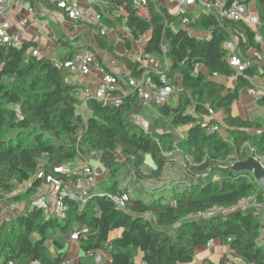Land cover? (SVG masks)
Here are the masks:
<instances>
[{
    "label": "trees",
    "instance_id": "trees-1",
    "mask_svg": "<svg viewBox=\"0 0 264 264\" xmlns=\"http://www.w3.org/2000/svg\"><path fill=\"white\" fill-rule=\"evenodd\" d=\"M94 1L93 9L104 26L122 27L134 41L149 33L143 55L167 62L163 74L175 88L176 101L152 106L158 114L152 118L133 95L114 104L91 99L83 121L76 114L74 97L79 85L65 83L71 78L66 69L55 68L41 56L24 61L36 46L33 42L20 48L0 44V202H16L23 209L7 219L0 209V264H59L66 259L62 251L72 233L82 253L105 249L110 264H133L138 253L144 264H191L194 250L214 241L227 244L245 264H264V222L256 208L195 218L213 208L229 209L249 196L264 205V193L252 175L231 169L248 157L264 158V125L231 115L240 92L252 88L254 77L264 78L257 63L264 47V0H243L247 8L257 10L262 44L255 43L252 27L219 21L204 11L188 12L190 23L184 26L182 16L156 3L135 7L133 0ZM190 28L209 33V38H196L189 34ZM232 37L237 41L236 55L249 64L241 74L229 65L224 49ZM93 39L98 49L114 55L113 42L106 36L97 33ZM123 40L126 51H131L130 40ZM59 42L68 49L61 62L80 49L63 39ZM116 58L128 77L137 79L146 71L153 85H163L159 75L142 68L139 61ZM230 77L235 85L226 88L219 79ZM258 104L264 105V96ZM216 114L223 116L220 121ZM134 115L150 119L147 131L135 124ZM213 125L218 131H209ZM179 128L185 130L183 138L177 137ZM162 150L178 151L187 187L149 201L129 198L126 207L118 209L107 197L128 195L126 188L119 189L118 171L131 165L136 179L156 181L167 164ZM91 152L99 154L104 181L91 191L85 205L64 200L63 221L44 218L40 210L28 206L41 186L36 179L39 169L47 171ZM118 152L124 161L116 159ZM145 156L153 162L146 175L139 170ZM114 232L118 235L111 238Z\"/></svg>",
    "mask_w": 264,
    "mask_h": 264
},
{
    "label": "built area",
    "instance_id": "built-area-1",
    "mask_svg": "<svg viewBox=\"0 0 264 264\" xmlns=\"http://www.w3.org/2000/svg\"><path fill=\"white\" fill-rule=\"evenodd\" d=\"M32 1V2H31ZM149 2L156 3V0H133L135 7H146ZM177 15L182 16V25H188L189 19L185 16L190 7L199 5L200 8L212 14L219 21L227 22H243L247 26H258L259 19L248 12V8L243 0H175ZM45 4L53 6L57 9V13L63 18L62 21L69 22V32L63 31L65 42L75 44L80 47L78 52L70 60L61 62L60 60H52L55 68H64L72 76L85 78L89 75L94 77V85L91 81L90 85L81 86L72 78L65 79L66 84L79 85L74 97L76 100V114L85 121V108L89 100H97L104 104H114L121 99L133 95L136 96L141 103L146 106H161L170 103L174 99L175 88L169 84L165 75L168 70L166 63L164 72L159 75L162 86H155L151 82L148 72H143L137 79L124 77L109 72L103 62H99L96 58L94 49L84 45L81 41L76 43L75 39L81 34V28L88 24L90 28L89 34H100L106 36L109 31L108 27L104 26L101 21V16L93 9L94 0H0V44H9L20 48L24 38V30L18 29L13 33L9 32V22L4 18V15L12 8L24 11L30 17L32 24L38 23V20L43 17ZM84 24H78V23ZM87 27V26H86ZM112 32V31H111ZM255 41L260 43L261 38L256 35ZM86 46V47H85ZM224 49L229 54L228 63L238 74L249 66L247 62H243L236 55V41L232 38L224 43ZM67 54L68 49L64 48ZM40 57L38 50H30L23 58L27 61L28 56ZM42 57V56H41ZM216 77V75H214ZM258 90L264 88L253 86L249 92L255 95ZM136 124H140L146 129V122L139 116H133ZM210 132L218 131V127L213 125L209 128ZM255 161L260 163L264 158L253 157ZM99 162V154L91 152L86 156L79 155L72 162H67L59 166L52 167L45 171L39 169L36 173V179L41 181L37 194L29 201L28 206L40 210L44 218H55L59 221L65 220L66 207L64 200H70L82 207L91 197V191L95 188L98 178L101 173L93 166L92 161ZM232 166V165H231ZM103 195V194H102ZM109 200L118 208L124 209L129 201L127 194H112L107 196ZM21 207V208H19ZM262 209V204L256 203L254 196L240 199L233 207L229 209L213 208L204 214L195 216L197 219L210 218L216 215L229 214L234 211H246L249 208ZM2 216L7 219L14 217L15 213L22 212V206L16 202H0ZM213 242L206 244L207 249H211ZM109 248V246H107ZM88 258L100 260V256L96 252L88 251L85 253ZM6 264H14L9 261ZM31 264H40L34 261ZM59 264H77L73 259H65ZM144 264V263H143Z\"/></svg>",
    "mask_w": 264,
    "mask_h": 264
},
{
    "label": "crops",
    "instance_id": "crops-1",
    "mask_svg": "<svg viewBox=\"0 0 264 264\" xmlns=\"http://www.w3.org/2000/svg\"><path fill=\"white\" fill-rule=\"evenodd\" d=\"M155 5H156V7L160 6V7L166 8L169 13H171V10L174 9L176 12L172 13V14L177 15L175 0H156ZM201 11H203V10L200 8V6L195 5L193 7H190L188 12H192L194 15H197ZM248 12L251 15L258 17L257 16V10L253 6L248 7ZM48 15H51L52 17H54L53 20L56 21L57 23H60V24L63 23V27L61 25L62 32L63 31L66 32V30H67V32L70 31L69 22L68 21H62L63 18L61 17L60 14H58L57 12H52V11L48 10L46 8V6L44 7L43 17H41L38 21L45 22V19ZM4 18L7 19L9 22V25H10L9 32L13 33L18 29L24 30L25 34H24V38H23L22 42L23 43H29V42L35 43L36 46L33 49L38 50V52L42 55V57H45L47 59H50L51 61L52 60L54 61V60H60L61 56L65 55L64 54L65 53V51H64L65 46L63 47L62 43L59 42L60 38L57 39L55 32L52 33L46 27H45V30L47 33H46L45 40H46V48L47 49L41 51L38 48L39 44H40L39 42L41 39V36L39 34V30L36 28V23L32 24V22L30 21V17H28V15L24 11L11 8L4 15ZM45 26H48V25H45ZM83 27H84V30H83V32H81V34L83 33L82 39L80 40V38H77V39H75V41L76 42L81 41L82 45H88L92 49H94L93 51L97 55L96 58L97 57L100 58L99 61L101 63L103 62V64L105 65L106 69L109 72L116 74V75L127 77L129 74H128L127 70L125 69V67L123 66V64L121 63V61L118 60L116 57L112 58V55H110L107 51H102V50L98 49L96 47V44H95L93 37H91L92 35H90L87 32L89 30V29H87L88 24L83 26ZM259 28H260V23L256 27L252 26V29L256 32V35H258V36H259V34L257 33V31ZM109 29L113 33L112 35H109L112 37L111 38L112 40H110L109 42H113V51L115 52V55L117 57L126 56L128 59H130L132 61H139L142 68H144L146 70L153 71L157 74H161L162 72H164V68H165V65L167 62H165V61H163L157 57L144 56L143 55V47H144V44H145L147 37L149 36V33L144 34L143 37L140 38L139 41H134L131 38L130 39L131 51L127 52L125 49L124 40H122L124 38V36H123L124 32H125V36L129 37L128 33H126V30L124 28L118 27V26H116L115 29L114 28H109ZM188 32H189V34H192L193 36H195L196 38H199V39H208L209 38V33H207V32H200V31L195 30L193 28H190L188 30ZM232 38L236 41V39L234 37H232ZM52 40L54 41V46H52L50 44V42H52ZM254 41H255V39H254ZM236 43H237V41H236ZM255 43H258V42L255 41ZM115 44H116V48H115ZM259 44H262V39H261V42ZM252 54H254V53L252 52ZM255 56L257 57V55H255ZM258 56H259V60H257L258 71H259V73L262 74V73H264V47L262 48L261 54ZM70 77L73 80L77 81V83L80 86H81V84L90 85L91 81L92 82L94 81V77L91 75H89L88 77H85V78L75 77L72 75H70ZM263 80H264L263 77H257L256 76L252 79V85L253 86H260V87L264 88ZM219 81L226 88H233L235 85V78L234 77L219 79ZM93 85H94V82H93ZM93 85H90V87H93ZM249 90H242L240 92L239 100L237 102H235L231 108V115L232 116H238V117L245 119V120H253V121H256V122L264 125V122L263 123L260 122V119H261L260 115H262V113L259 112V110L264 108V105H259L258 103H256L257 105H254L253 99L247 95L248 94L247 92H249ZM256 95H257V97L259 96V99H260L262 96H264V91L258 90L256 92ZM151 107L152 106H149L146 108L150 109ZM257 109H259V110H257ZM87 113L88 112H87V106H86L85 117H87ZM217 115H219L220 118H216ZM217 115H215L214 118L217 121H219V119H221L223 116L220 114H217ZM135 116H139L140 118H142L140 115H135ZM184 131L185 130L182 128L178 129L177 134L180 135V138H183V135H184L183 133H185ZM177 163L181 164V161H178ZM101 166H103V165H101ZM151 167H153L152 160H151ZM173 167H175V166H173ZM99 173H101V172H99ZM151 181H152L153 187L155 188L156 185L154 183L156 182V184H158L162 180H156V181L151 180ZM19 208H21V207H19ZM257 210H258V212L261 211V209L260 210L257 209ZM117 235H118V233L114 232L111 235V238H115ZM73 239H75V238L73 237ZM68 241L70 242L71 240H68ZM73 241L75 242L74 248H71L69 246H65L64 251H62V252H66V259H73L74 261L77 262V264H110V253L107 250L102 249V250L96 251L97 255L100 256V260L96 261L94 258L86 257L85 253H82L80 251L79 246H78V242L76 240H73ZM263 243H264V241H263ZM133 264H143L142 255L140 253H138L134 256ZM191 264H245V263L243 261H241L240 259L236 258L232 254V252L230 251L229 246L227 244H225L221 241H214L211 249H207L206 247L195 249L194 250V259H193V262Z\"/></svg>",
    "mask_w": 264,
    "mask_h": 264
},
{
    "label": "rangeland",
    "instance_id": "rangeland-1",
    "mask_svg": "<svg viewBox=\"0 0 264 264\" xmlns=\"http://www.w3.org/2000/svg\"><path fill=\"white\" fill-rule=\"evenodd\" d=\"M175 12L176 11L174 9L171 10V13H175ZM53 18L54 17H52L51 15H48L45 19V22L38 21V23H36V28L39 30V34L41 36V39L39 42L40 44L38 47L41 51L47 49L46 48V40H45L47 32L45 30V27L49 31H51L52 33L55 32L57 39H59V38L65 39V37L62 34V30H61V25L63 27V23L62 24L57 23L56 21L53 20ZM30 21H31V19H30ZM45 25H48V26H45ZM87 29H90V28H87ZM80 30H81V32H83L84 27H82ZM66 32H67V30H66ZM88 33H90V32H88ZM112 34L113 33L111 31H109L108 34L106 35V38L108 41L112 40L111 39L112 37L109 36ZM82 35H83V33L78 35L76 38H80V40H81ZM123 36H124V38H128L129 40L131 39L130 37L125 36V32L123 33ZM130 43H131V41H130ZM50 44L52 46H54V41L52 40V42H50ZM116 44H115V48H116ZM114 57H117L115 55V52H114V55H112V58H114ZM263 82H264V80H263ZM247 93H248L247 95L253 99V104L257 105L256 103H258L259 96L257 97L256 94L252 95L250 92H247ZM175 101H176V98L174 96L172 103H175ZM151 109L152 108L147 110V112H148L147 114H151L152 118H157L158 114L156 112V109H154V110L153 109L151 110ZM259 109H257V110H259ZM263 111H264V108L259 110V112L262 113V115H260L261 116L260 122H262V123L264 122V114H263L264 112ZM141 117H142V120L144 122H146V124H147L146 129H144V128L143 129L147 131V129L149 127L150 119L148 117L146 118V116H145V118L143 116H141ZM214 117H215V115H214ZM216 118H220L219 115H217ZM220 120L221 119H219V121ZM136 125H138L140 128H142L140 124H136ZM158 127L161 128L162 125H159ZM161 129H164V128H161ZM177 137L180 138V135L177 134ZM177 154H178L177 150H175L173 153H171V152L168 153L164 150L161 151L162 157L167 159V166L165 165L166 167L164 168V172H163L162 176L159 179H157V180H162V181L159 182L158 184H156V182L154 183L156 185L155 188L153 187L152 181L150 179H136L135 178V171L132 169L131 165H129V166H126V167L122 168L121 170H119L117 175H116V181L118 182L119 187H120L119 189L126 188L128 190V195H129L130 199L141 198L143 201H149L152 198H157L159 196L170 197L174 192L184 190L187 187V184H186L187 181L185 182V180H187V175L185 173V168H184L183 164L177 163L178 161H180V158ZM116 159L118 161H124L123 156L119 152L116 154ZM92 164L99 172L103 171V166H101V164L98 161L93 160ZM173 166H175V167H173ZM151 168H152L151 167V159H150V157L145 156L144 157V165L140 166L139 170L142 171V174L146 175L151 171ZM103 181H104V176L102 175L98 178L97 185L101 186V184H103ZM188 181H190V180H188ZM260 212H261V219L264 222V205H263V208L261 209ZM73 237L75 238L74 234L72 233V235L68 238V240H71V241L70 242L66 241V243H65L66 246H69L71 248L75 247V242L73 241L75 239H73ZM261 240L264 241V231H262Z\"/></svg>",
    "mask_w": 264,
    "mask_h": 264
},
{
    "label": "water",
    "instance_id": "water-1",
    "mask_svg": "<svg viewBox=\"0 0 264 264\" xmlns=\"http://www.w3.org/2000/svg\"><path fill=\"white\" fill-rule=\"evenodd\" d=\"M231 169L250 173L264 193V167L255 161L253 157H248L243 161L234 163Z\"/></svg>",
    "mask_w": 264,
    "mask_h": 264
}]
</instances>
